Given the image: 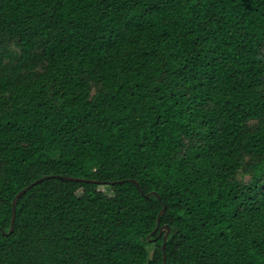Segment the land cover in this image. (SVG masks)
Listing matches in <instances>:
<instances>
[{"label":"trees","instance_id":"1","mask_svg":"<svg viewBox=\"0 0 264 264\" xmlns=\"http://www.w3.org/2000/svg\"><path fill=\"white\" fill-rule=\"evenodd\" d=\"M164 244L264 264V0H0V264Z\"/></svg>","mask_w":264,"mask_h":264},{"label":"water","instance_id":"2","mask_svg":"<svg viewBox=\"0 0 264 264\" xmlns=\"http://www.w3.org/2000/svg\"><path fill=\"white\" fill-rule=\"evenodd\" d=\"M46 178H48V177H43V178H40V179L36 180V181L33 182L31 185H29L28 187H26V188H24L22 191H20V192L18 193V195L15 197V199H14V201H13V205H14V213H13L12 226H11V230H10V232L13 231V225H14V222H15V213H16V202H17L18 198H19L21 195H23L25 192H27V191H28L30 188H32L33 186H35V185L39 184L40 182L44 181ZM64 178H65V179H68V180H75V181H85V182H89V181H91V180H88V179H79V178H72V177H64ZM95 182H96V181H95ZM131 182H132L133 184H135V185L140 189V191H142L141 188H140V185H139L138 181L132 179ZM96 183H97V182H96ZM151 194H154V195H157V196H158V194L154 192V193H150V194H148L147 197H149ZM159 199H160V198H159ZM164 210H165V208L162 210L161 214H163ZM164 229H167V232H166V235H165V244H166V242H167V240H168V237H169V234H170V232H171V228H170V227H163V228L161 229V233L164 231ZM165 244L163 245L164 264H166V253H165L166 247H165Z\"/></svg>","mask_w":264,"mask_h":264},{"label":"rangeland","instance_id":"3","mask_svg":"<svg viewBox=\"0 0 264 264\" xmlns=\"http://www.w3.org/2000/svg\"><path fill=\"white\" fill-rule=\"evenodd\" d=\"M100 190L103 191V192L110 193L109 188L107 186H105V185H101L100 186Z\"/></svg>","mask_w":264,"mask_h":264}]
</instances>
